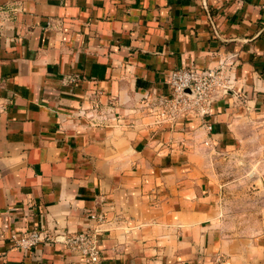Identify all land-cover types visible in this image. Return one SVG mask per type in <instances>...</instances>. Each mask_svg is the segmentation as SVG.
I'll list each match as a JSON object with an SVG mask.
<instances>
[{
  "label": "crops",
  "instance_id": "obj_1",
  "mask_svg": "<svg viewBox=\"0 0 264 264\" xmlns=\"http://www.w3.org/2000/svg\"><path fill=\"white\" fill-rule=\"evenodd\" d=\"M220 64L205 119L143 110ZM234 183L264 207V0H0V264H88L58 239L92 215L95 264H264V210L232 226ZM34 230L54 241L16 247Z\"/></svg>",
  "mask_w": 264,
  "mask_h": 264
},
{
  "label": "built area",
  "instance_id": "obj_2",
  "mask_svg": "<svg viewBox=\"0 0 264 264\" xmlns=\"http://www.w3.org/2000/svg\"><path fill=\"white\" fill-rule=\"evenodd\" d=\"M228 73L229 69L224 64L206 71L194 68L177 69L166 78L170 95L154 98L147 96L144 98L142 108L154 117L156 124H172L187 116L205 119L211 113L213 98L231 87ZM94 112H97L96 108ZM208 128L211 130V126ZM90 218L97 223L92 229L66 235L58 239V242L70 251L82 255L86 263L95 264L100 260L97 234L103 218L94 215ZM52 240L54 241L43 231L34 230L15 239V244L23 250H31Z\"/></svg>",
  "mask_w": 264,
  "mask_h": 264
},
{
  "label": "rangeland",
  "instance_id": "obj_3",
  "mask_svg": "<svg viewBox=\"0 0 264 264\" xmlns=\"http://www.w3.org/2000/svg\"><path fill=\"white\" fill-rule=\"evenodd\" d=\"M151 117H153V116H151ZM218 163H219L218 164V166H219L218 167V172L220 174H222V177L224 179L228 178L230 181H234V180H236V176L239 177L236 174V170H235L237 165L235 166V168L233 170L232 169H228L227 170L226 166L222 167L223 165L221 164V162H218ZM221 169H222V171H221ZM236 187H237V183L236 184L234 183L233 188L229 190V193H230L229 197L233 201H225V202L228 203V207H226V208H228L229 213H230L229 215L233 216L232 218L235 221V224L233 223L232 226H234L237 229H246V230H248L249 228L252 227V225L251 224H244V223H237V219H240L242 217H247L248 215H252V214H258L259 210H261V212H263L264 207L261 205L262 202H260V201L258 203L261 206H257V208L254 207V205L250 201H236L237 194H240V191H241L240 189H236ZM260 215H263V213L260 214Z\"/></svg>",
  "mask_w": 264,
  "mask_h": 264
}]
</instances>
